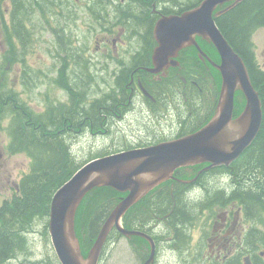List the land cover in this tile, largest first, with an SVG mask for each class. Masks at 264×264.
Instances as JSON below:
<instances>
[{
	"label": "trees",
	"instance_id": "trees-1",
	"mask_svg": "<svg viewBox=\"0 0 264 264\" xmlns=\"http://www.w3.org/2000/svg\"><path fill=\"white\" fill-rule=\"evenodd\" d=\"M18 9L21 10L20 7ZM215 21L229 45L241 57L250 81L258 92L262 109L261 125L256 137L238 158L227 166L218 167L220 172L224 171L226 182L222 183L215 178L216 172L202 174L197 187L204 196L194 198L193 201L185 197L181 203L176 202L175 209L182 207L188 211L190 206L195 209L204 205L212 207L230 197L237 199L248 213L260 215L264 212V71L259 67L255 56L253 34L258 28L264 27V0L238 2L216 16ZM207 44L205 40L201 41L203 49L211 57ZM62 46L68 48L64 42ZM210 46L214 49L211 44ZM74 51V63L79 71L74 74L73 83H70V79L64 74V67L55 82L65 91L66 99L63 101L46 97L41 106L33 107L28 103L20 91L21 87L30 90L37 84L36 81L41 80L38 73L31 69L29 72L32 75L24 85H0V130L3 129L8 137L7 151L10 154L22 153L30 162L29 170L17 182V190L14 188L11 196L0 203V264H32L29 259L31 248L28 234L35 222L42 220L43 233L48 235L50 202L57 188L87 161L134 146L132 143L123 142L113 151L103 147L86 160H79L73 153L70 143L72 136L77 137L88 129L92 132H107L112 121L124 119L128 112L135 111H130L129 107L121 108L131 99L128 82L130 73H133L134 62L122 68L119 73L112 72L110 77L114 78V85L105 86L106 91L95 96V91L90 89L89 84L94 75L89 69L85 72L86 56L80 48ZM16 54L12 52L9 55L15 57ZM190 55L192 61L183 63L185 68L181 72L189 83L185 106L184 102L181 103L184 96L179 88V84L183 82L176 76L163 80L156 87L165 103H172V107L178 103L181 108L180 115L172 114L174 123L179 127L178 135L193 132L207 122L214 112V105L219 96V72L208 62L204 65L198 61L195 49ZM5 57L6 55H3L4 60L0 65L6 64ZM215 57L218 59L217 54ZM68 58L69 54L65 60L63 58V64L68 63ZM139 77L146 90L154 94L155 89L153 88L151 93L148 86L150 81L142 74ZM146 105L149 108L148 114L144 113L146 111L138 112L142 116L140 118L145 119L142 122L139 118L141 131L143 128L147 130L148 123L159 121L154 117L156 109L149 99L146 100ZM171 106L169 110H174ZM118 108L122 109V116L116 115ZM5 122L6 125H3ZM158 136L160 135L153 134L150 140L159 139ZM140 140L146 142L144 139ZM195 167L197 169L198 166ZM88 193L76 211L74 226L83 258L87 257L102 224L123 195L109 186H97ZM168 203L170 204L169 200ZM82 204L85 215L79 211ZM137 204L138 202L132 209H135ZM175 217L176 220L182 221L181 214H176ZM114 232H109L107 240L114 236ZM41 264L59 262L57 258L52 260V257L48 256L46 260H41Z\"/></svg>",
	"mask_w": 264,
	"mask_h": 264
},
{
	"label": "flooded vegetation",
	"instance_id": "flooded-vegetation-1",
	"mask_svg": "<svg viewBox=\"0 0 264 264\" xmlns=\"http://www.w3.org/2000/svg\"><path fill=\"white\" fill-rule=\"evenodd\" d=\"M201 1L0 0V64L3 63V55H6V64L0 65V85L22 86L29 80L32 74L29 72L28 55L34 48L33 44L37 45L42 42L45 33L48 35L46 38L48 52L53 55L54 59L59 60V56L64 53L66 54L65 60L69 54L68 64L62 65L64 74L69 67L73 70L75 68L74 49H77L75 46L76 19L77 14L83 8L85 44L80 49L86 56L87 67L88 60L98 61L93 58L95 54H100L108 65L113 62L115 69L108 68V70L112 69L113 72L117 73L134 62L133 73H130L128 82L131 99L121 108L129 107L132 110L140 108L141 111L147 113L149 108L146 105V100L149 99L156 109L153 113L154 117L160 120L165 119L167 123V119L178 115V113L181 114L179 112L181 108L178 103L173 104V107L171 106L172 103H165L159 95V91H156L157 84L171 76H176L180 82H183V84H179V88L184 96L181 103L184 102L185 106V102H187L185 95L189 89V83L184 74L181 73L185 68L183 63L192 61L190 54L194 53V49L198 61L204 65H207L208 62L213 66L211 61L219 63L220 56L208 38L195 34L193 38L206 55L202 54L195 44L186 42L176 51L174 57L169 56L163 61V67L159 72H151L149 69L155 65L153 53L158 46L154 29L160 19L180 16L197 7ZM228 4L224 3L218 6L214 13L216 14ZM220 14L216 15L219 16ZM213 16L215 20L216 16ZM92 20L97 23L95 35H93ZM88 33L91 34L92 38L89 43ZM204 39L214 47L218 59L209 57L205 52L201 45V41ZM63 42L69 49L62 46ZM12 52L17 53L15 57L10 56ZM88 55L90 56L88 57ZM173 59L176 60L175 65ZM57 63L56 75L53 76V81L51 80L55 86H58L55 82H57L56 79H58L61 69L60 60ZM258 64L264 71V59ZM213 67L219 72L220 87L214 112L209 120L218 112L222 83L220 71L215 66ZM103 69L105 68L103 67ZM91 73L96 76V71ZM141 74L150 81L148 86L151 93H153V88L155 89L154 94H150L143 86L141 77H139ZM112 79L114 80V78ZM239 90L241 91L237 86L235 93ZM235 98L231 121L241 117L246 104V99L243 104H240L242 101L238 103ZM169 106L174 110H169ZM135 107L137 108L133 109ZM122 109L116 110L117 116H122L120 114ZM168 124L172 125L171 123ZM175 124L177 123L175 122ZM178 128L173 139L192 133L178 135ZM157 132H160L158 126L153 129V134L157 135ZM241 132L239 131V134ZM167 135H160L158 136L159 139L146 142L140 140L127 150L172 140ZM2 158L3 153L0 149V160ZM195 166H198L197 169ZM219 166L227 165L209 167V162H200L174 169L170 174L161 178L152 188L141 194L134 203L138 202L137 207L132 209L133 204L121 217L120 223L124 229L135 230L145 234V236L124 234L114 227L111 228L110 233L115 231L114 236L116 234L117 237H124L125 239L131 236L138 237L136 238L138 245L135 247L141 264H157L167 252L170 253V258L174 259L173 264H264V212L260 215L248 213L237 199L230 197L212 207L204 205L195 209L190 206L188 211L182 207L175 209L176 202L181 203L185 200V194L189 189L197 187L202 174L210 171L216 172L215 178L221 182H226L227 178L223 174L224 171L220 172ZM127 193V191L124 192L120 199ZM197 193L199 197L195 196L196 198L204 196V193L201 195L199 189ZM168 200L170 204H167ZM212 203L214 204V202ZM176 214H181L182 221L176 220Z\"/></svg>",
	"mask_w": 264,
	"mask_h": 264
},
{
	"label": "water",
	"instance_id": "water-1",
	"mask_svg": "<svg viewBox=\"0 0 264 264\" xmlns=\"http://www.w3.org/2000/svg\"><path fill=\"white\" fill-rule=\"evenodd\" d=\"M230 1L228 6L216 14L243 0H202L197 7L180 16L160 19L154 29L158 42L153 53L155 65L149 69L151 72H159L163 61L169 56L174 57L186 42L195 44L205 54L193 37L200 34L208 38L220 56L219 63L211 61L222 78L217 114L201 128L182 137L93 158L60 185L51 198L48 217L50 241L60 264H98L101 249L112 227L124 234L145 236L138 231L124 229L120 223L122 215L141 194L177 167L199 162H209V167L228 165L256 137L262 119L258 92L250 81L244 62L224 38L213 16L217 6ZM173 64H176L175 59ZM237 86L246 99L245 108L240 115L243 123L245 122L240 134L228 129ZM142 174L151 178L141 180L139 177ZM97 186H109L128 193L113 207L87 257L83 258L79 247L74 249L70 242L75 236L74 213L84 195Z\"/></svg>",
	"mask_w": 264,
	"mask_h": 264
},
{
	"label": "rangeland",
	"instance_id": "rangeland-1",
	"mask_svg": "<svg viewBox=\"0 0 264 264\" xmlns=\"http://www.w3.org/2000/svg\"><path fill=\"white\" fill-rule=\"evenodd\" d=\"M85 14L83 12V8L81 12L77 14L76 19V47L81 48L84 47L85 44ZM93 23V35L96 34L97 23L92 20ZM48 37L47 33L44 34L42 42L35 45L33 44L32 52L28 55V64L29 69L33 70L34 73H38V77H40V81H36L37 84L30 90L24 89L21 87V90L24 97L28 100V103L33 105V107L41 106L44 98L57 99V101H63L66 99V94L63 89L59 86H55L53 81V76L56 75V70L58 66V61L60 60V71L62 70L63 58L65 54L62 53L59 56V60L54 59L53 55H50L47 49L46 38ZM45 38V39H44ZM44 40V43H43ZM92 40L91 34L88 33V43ZM205 40V39H204ZM207 42V40H205ZM253 43L255 54L257 56V60L261 63L264 59V28H258L253 34ZM74 50H77L76 48ZM207 50L213 58H216V51L210 46V43L207 44ZM85 55V54H84ZM90 55H88L89 57ZM94 59L98 61H89V67H86V71L95 72L93 80L90 81V89L95 91V96H99L102 94V91H106V87H112L114 84L113 77L111 73L115 68H113V62L109 65L106 64V60L101 57L100 54H95ZM68 64V63H67ZM103 67L105 69H103ZM108 68H113L108 70ZM103 70V71H102ZM77 71V66L72 70L68 69L66 72L67 78L70 79V83H73L75 76L74 74ZM79 71V70H78ZM77 71V72H78ZM81 71V70H80ZM84 72V73H85ZM108 79V81H104ZM38 80V79H37ZM52 80V81H51ZM235 101L240 104L245 102V98L243 93L239 90L235 93ZM240 107V106H239ZM130 111L132 110L129 109ZM141 109L137 108L133 112H128L127 116L122 119L118 118L112 121L109 124V131L101 132L94 131L88 129L84 132L80 133L77 137L72 136L70 143L71 148L75 156L79 160H86L93 153L97 152L100 148H107L109 151H113L118 148L123 142H128L132 144H136L140 141V139H144V141H150V138L153 136L154 127H159V131L156 134L165 136L167 135L169 139H173L177 131L178 125L174 123L173 118L167 119V123H171L172 125L166 123L165 119L160 120L158 122L148 123L147 130L143 128L141 131L140 119L142 120V116L138 113ZM140 118V119H139ZM145 120V119H143ZM142 120V122H143ZM149 121V120H148ZM245 123V122H244ZM243 120L235 119L232 120L229 124L228 129L232 130L236 134H239V131L243 130L244 127ZM6 125V122L3 124ZM152 134V135H151ZM155 135V134H154ZM147 139V140H146ZM7 143L8 137L6 132L2 129L0 130V149L3 153V158L0 160V203L3 199L9 198L12 194L13 189L15 188L20 177L29 170L30 162L29 159L22 153L19 154H10L7 151ZM123 146V145H122ZM223 178V177H220ZM222 180V179H221ZM194 189V190H192ZM91 191V190H90ZM89 191V192H90ZM198 187L190 188L189 191L185 194L186 199L189 201H193L194 198L199 196ZM89 193L87 192L84 197L78 203L73 219V226H75V218L76 211L85 199V197ZM103 195V194H101ZM196 196V197H195ZM105 197V196H104ZM104 200V198L102 199ZM134 204V203H133ZM132 204V205H133ZM131 205V206H132ZM130 206V207H131ZM79 211L85 215L84 204L80 207ZM75 233V230H74ZM114 235V234H113ZM108 236V235H107ZM136 236L131 237H117L116 234L112 238H106L104 245L101 249L98 264H141V261L137 257L136 245H138ZM29 246L31 248V254L29 256L30 262H36L41 264V260H46L48 256L52 257V260H55L56 255L54 249L52 247L49 233L46 236L43 233V221L37 220L33 226L32 231L28 234ZM71 244L74 249H77L78 240L76 235L71 239ZM135 249V251H134ZM170 253H166L161 260L157 264H173L174 259L170 258ZM55 256V257H54ZM58 260V259H57ZM44 263V261H42ZM59 262V261H58ZM34 263V264H36ZM60 264V263H59ZM176 264V263H175Z\"/></svg>",
	"mask_w": 264,
	"mask_h": 264
},
{
	"label": "bare ground",
	"instance_id": "bare-ground-1",
	"mask_svg": "<svg viewBox=\"0 0 264 264\" xmlns=\"http://www.w3.org/2000/svg\"><path fill=\"white\" fill-rule=\"evenodd\" d=\"M84 130V129H83ZM82 132V131H81ZM80 133V132H79ZM141 180H144V179H147V178H151L149 175H146V174H142L140 177H139Z\"/></svg>",
	"mask_w": 264,
	"mask_h": 264
}]
</instances>
